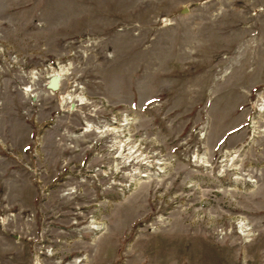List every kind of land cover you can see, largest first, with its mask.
<instances>
[{
	"label": "rangeland",
	"instance_id": "rangeland-1",
	"mask_svg": "<svg viewBox=\"0 0 264 264\" xmlns=\"http://www.w3.org/2000/svg\"><path fill=\"white\" fill-rule=\"evenodd\" d=\"M0 264H264V0H0Z\"/></svg>",
	"mask_w": 264,
	"mask_h": 264
},
{
	"label": "water",
	"instance_id": "water-1",
	"mask_svg": "<svg viewBox=\"0 0 264 264\" xmlns=\"http://www.w3.org/2000/svg\"><path fill=\"white\" fill-rule=\"evenodd\" d=\"M60 81V78L59 77H54L51 82H50V85H49V88L50 90L52 91H55L58 89V82Z\"/></svg>",
	"mask_w": 264,
	"mask_h": 264
},
{
	"label": "bare ground",
	"instance_id": "bare-ground-1",
	"mask_svg": "<svg viewBox=\"0 0 264 264\" xmlns=\"http://www.w3.org/2000/svg\"><path fill=\"white\" fill-rule=\"evenodd\" d=\"M57 75H59V74H57ZM60 75H61V73H60ZM61 79H60V81H62ZM60 81L58 82V86L60 85ZM78 262H81V260L80 261L79 260L78 261H75V263H78Z\"/></svg>",
	"mask_w": 264,
	"mask_h": 264
}]
</instances>
